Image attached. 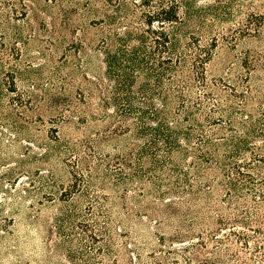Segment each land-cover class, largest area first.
I'll return each mask as SVG.
<instances>
[{
	"label": "trees",
	"instance_id": "16d2710c",
	"mask_svg": "<svg viewBox=\"0 0 264 264\" xmlns=\"http://www.w3.org/2000/svg\"><path fill=\"white\" fill-rule=\"evenodd\" d=\"M198 13L193 0H118L95 21L81 106L63 100L55 109L71 125L69 136L54 138L70 179L46 231L70 264H168L177 260L174 242L186 240V264H264V113L248 115L247 97L208 86L217 38L205 46L185 31ZM109 117V129L86 134ZM144 208L159 225L175 218L180 227L153 233L149 261L144 247L119 241ZM232 208L239 216L223 212ZM247 249L262 254L247 259Z\"/></svg>",
	"mask_w": 264,
	"mask_h": 264
},
{
	"label": "rangeland",
	"instance_id": "374dc122",
	"mask_svg": "<svg viewBox=\"0 0 264 264\" xmlns=\"http://www.w3.org/2000/svg\"><path fill=\"white\" fill-rule=\"evenodd\" d=\"M117 1L0 0V264H70L46 231L59 206L57 193L70 179L54 138L69 136L71 125L56 119L55 109L63 100L81 106L78 99L92 78L86 57L97 42L95 21L113 11ZM193 2L199 17L191 19L185 31L193 32L205 46L212 36L217 38L205 66L208 86L231 99L244 95L248 115L262 117L264 0ZM114 120L98 121L86 134L103 133ZM101 149L111 152L109 146ZM221 194V189L213 193L217 207L223 205ZM146 201L161 205L151 198ZM248 203L251 206L253 200ZM233 209L223 212L239 216ZM143 213L148 215L132 225L129 238L119 241L144 247L142 258L149 261V251L157 248L153 233L171 234L180 227L175 218L162 219L159 225L147 208ZM186 242H174V250L168 247L177 253V260L168 264H186ZM233 246L238 251L241 247L234 241ZM241 253L247 259L262 254L252 249ZM136 262L133 257L131 264Z\"/></svg>",
	"mask_w": 264,
	"mask_h": 264
}]
</instances>
